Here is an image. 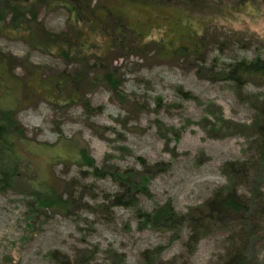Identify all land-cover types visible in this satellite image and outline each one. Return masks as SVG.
I'll return each instance as SVG.
<instances>
[{
    "label": "rangeland",
    "instance_id": "rangeland-1",
    "mask_svg": "<svg viewBox=\"0 0 264 264\" xmlns=\"http://www.w3.org/2000/svg\"><path fill=\"white\" fill-rule=\"evenodd\" d=\"M254 1L221 0L218 11L124 4L141 39H120L110 18L68 57L0 32V118L9 111L18 124L21 169L0 189V264H230L240 254L264 264L254 124L264 80L224 79L236 61L264 59V0ZM39 19L73 37L67 8L42 7ZM180 46L185 53L171 52ZM105 72L117 91L93 79ZM235 162L247 171H233ZM47 185L63 209L39 205L36 189ZM233 191L240 209L212 215L211 201ZM166 204L181 224L153 223Z\"/></svg>",
    "mask_w": 264,
    "mask_h": 264
},
{
    "label": "trees",
    "instance_id": "trees-1",
    "mask_svg": "<svg viewBox=\"0 0 264 264\" xmlns=\"http://www.w3.org/2000/svg\"><path fill=\"white\" fill-rule=\"evenodd\" d=\"M128 3L155 5L176 4L189 9L212 7V11H218V8L222 7V5H220L222 3L221 0H114L113 4L103 2V0H0V32L8 36L19 37L27 41L29 45L35 49L53 54L57 53L62 57H68L80 51L78 49H73L74 46H72V44L74 42L75 46L82 38L91 42L94 40L92 36L103 34L106 21L110 18H115V29L120 39L125 37L128 31L131 32L134 39H138L139 37V39H141V35L137 36L136 32L130 29V24L122 14V5ZM254 5L258 7V2L256 0L254 1ZM42 7L50 9L65 7L70 11L75 21L74 26L76 28L71 39H67L64 34L53 32L45 27L43 22L39 19V12ZM86 34L88 35L87 37ZM197 35L196 33L195 45L201 37L200 35L197 37ZM197 47H199V45ZM186 50L187 46H180L173 48L171 52L173 54L185 53ZM0 74L2 73L0 72ZM5 79H8V77ZM93 79L96 82L101 81L102 84L110 87L113 91H117L120 87L119 81L116 80L114 74L110 72H105L100 78L95 76ZM224 79L236 82L240 85L246 80L263 81L264 59L259 57L251 61L238 60L231 65L228 70V75ZM58 84L60 85L62 82ZM13 107L15 106H11L8 110H12ZM3 115L5 118H0V189L15 184L21 175L20 163L17 155L18 151L15 148L18 124L10 118L11 115L9 116V111H3ZM259 121L262 124V126H260L262 130L256 142L259 144V146H257L259 150L263 151L264 110L262 111L261 118L255 121V126ZM82 154H84V161H86L87 164L93 165L94 162L90 160V157L86 153ZM247 164L235 162L228 166L233 171L239 172V170L247 171L245 167L242 168V166L247 167ZM30 182L34 183V181ZM36 191V198L39 205L49 209H63L66 206L53 185L37 188ZM240 207L241 203L235 191L227 195H218L210 203L212 215L217 213L218 217H221L225 213H232L240 209ZM244 207H246L245 204L242 205V209H244ZM172 219L181 224L184 218L174 213V209L170 204L159 207L153 213L154 224H159V222L163 220ZM247 260L246 254H240L237 256V260L233 259L230 264H246Z\"/></svg>",
    "mask_w": 264,
    "mask_h": 264
}]
</instances>
